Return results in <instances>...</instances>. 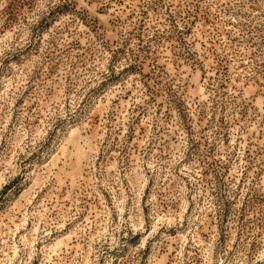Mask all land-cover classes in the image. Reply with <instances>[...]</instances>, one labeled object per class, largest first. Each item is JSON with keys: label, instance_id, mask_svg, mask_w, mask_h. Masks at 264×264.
I'll use <instances>...</instances> for the list:
<instances>
[{"label": "rangeland", "instance_id": "obj_1", "mask_svg": "<svg viewBox=\"0 0 264 264\" xmlns=\"http://www.w3.org/2000/svg\"><path fill=\"white\" fill-rule=\"evenodd\" d=\"M0 264H264V0H0Z\"/></svg>", "mask_w": 264, "mask_h": 264}]
</instances>
